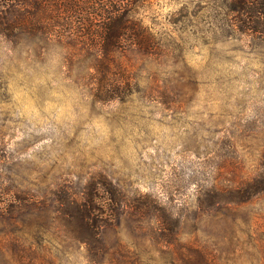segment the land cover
I'll return each instance as SVG.
<instances>
[{"label":"rangeland","instance_id":"374dc122","mask_svg":"<svg viewBox=\"0 0 264 264\" xmlns=\"http://www.w3.org/2000/svg\"><path fill=\"white\" fill-rule=\"evenodd\" d=\"M203 7L189 0L142 6L136 17L156 54L129 74L137 88L124 103L93 98L83 59L70 66L58 48L11 57L0 40V208L11 197L28 208L15 214L11 234L0 215V264H86L83 247L65 249L51 221L63 192L101 176L129 203L101 229L107 247L158 262L133 213L147 195L180 218L181 242L208 246L227 264H252L264 240V194L209 211L197 196L236 186L262 166L264 42L231 31ZM31 202L45 211L29 212ZM27 212L48 226L50 243H23Z\"/></svg>","mask_w":264,"mask_h":264},{"label":"trees","instance_id":"16d2710c","mask_svg":"<svg viewBox=\"0 0 264 264\" xmlns=\"http://www.w3.org/2000/svg\"><path fill=\"white\" fill-rule=\"evenodd\" d=\"M189 1L204 4L203 8L212 11L213 18L222 21L231 31L264 42V0ZM146 2L148 0H0V40L7 44L11 57L22 52L29 56L45 55L58 48L70 66L83 59L95 86L93 98L124 103L137 88L135 78L129 74L142 65L146 56L156 54L153 35L136 17ZM98 179L78 191L63 192L59 212L51 221L55 232L67 244L65 249L83 247L86 264H227L221 254L208 246L181 242L180 218L147 195L133 213L136 222L142 223V234L155 246L158 262L151 257L143 261L140 255L132 256L120 244L107 247L100 238V231L113 226L122 212L127 213L129 203L112 182L103 176ZM263 194L264 161L253 178L236 186H212L207 192H200L197 206L204 211L241 206ZM55 195L54 201H58ZM9 203L4 204L6 208H0V215L11 234L19 224L15 214L28 208L15 202L13 197ZM30 204L33 209L29 212L45 211V205ZM29 215L27 212L20 219V227L27 237L23 243H29L31 248L42 242L50 243L48 226L33 224ZM24 249L20 251L26 253ZM253 249L251 255L255 254L256 258L252 264H264V240ZM149 253L145 252L147 256Z\"/></svg>","mask_w":264,"mask_h":264}]
</instances>
